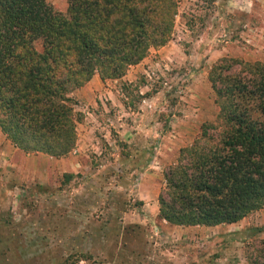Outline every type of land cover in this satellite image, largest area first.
<instances>
[{
  "label": "rangeland",
  "instance_id": "1",
  "mask_svg": "<svg viewBox=\"0 0 264 264\" xmlns=\"http://www.w3.org/2000/svg\"><path fill=\"white\" fill-rule=\"evenodd\" d=\"M234 58L264 64V0H179L165 44L121 78L94 73L72 92L79 118L67 153L24 151L0 127V264H152L153 244L162 256L181 247L189 258L211 252L215 264H250L264 207L244 216L239 239L223 226L156 243L136 225L163 221L164 173L186 161L181 149L203 127L220 124L210 72ZM209 234L219 237L205 242Z\"/></svg>",
  "mask_w": 264,
  "mask_h": 264
},
{
  "label": "trees",
  "instance_id": "2",
  "mask_svg": "<svg viewBox=\"0 0 264 264\" xmlns=\"http://www.w3.org/2000/svg\"><path fill=\"white\" fill-rule=\"evenodd\" d=\"M66 2L62 11L51 0H0V127L24 151L67 153L79 118L72 92L94 73L121 78L165 44L179 0ZM225 60L210 72L220 124L203 127L181 149L186 161L164 173L159 214L169 223H230L264 207V64ZM259 243L250 264H264Z\"/></svg>",
  "mask_w": 264,
  "mask_h": 264
},
{
  "label": "crops",
  "instance_id": "3",
  "mask_svg": "<svg viewBox=\"0 0 264 264\" xmlns=\"http://www.w3.org/2000/svg\"><path fill=\"white\" fill-rule=\"evenodd\" d=\"M96 77L97 75H93L91 81L96 80L94 79ZM91 81H89V84ZM243 220H246V218L242 217L241 219L235 222L220 223V224H214V225H204V224H195V225H178L177 224L175 225L163 219V221H160V223H136V225L137 227L138 225H140L141 227L142 226L147 227L149 229L148 230L150 234L149 236H151V239L154 240L156 243H157V240L159 239L160 240L168 239L170 235H175V239H177L178 245H181L182 240H184V237L187 236L188 233L190 232L193 233L190 236L193 238V240H195L196 238H200L201 236L194 234V232L200 231L201 233H204L206 230L215 232L216 228L220 230L221 228L223 229V226H224L223 230H228V232L229 230H235L233 232L226 233V234H230L228 236L229 239L243 238V231L241 230L243 228L242 227ZM262 222H264V219L261 218L259 223H256L255 225L262 224ZM155 235H157V237H155ZM259 235L261 237H264V230L259 232ZM205 237L208 238V239H205V242L213 243L214 239L218 238L219 236L209 234V235H205ZM150 242L152 243V241ZM151 248H152L151 252L153 251L151 254L155 258V260L159 261V262L152 263V264H163V261H165V264H215V261H214L215 256L211 254V252H207L202 255L200 254L198 256L189 258V257H185V255L182 253L183 248L181 247L178 248L177 250H173L175 251L173 253L172 251L168 249L161 250V252H163V256L157 253V251L154 249L155 248L154 244L151 245Z\"/></svg>",
  "mask_w": 264,
  "mask_h": 264
}]
</instances>
